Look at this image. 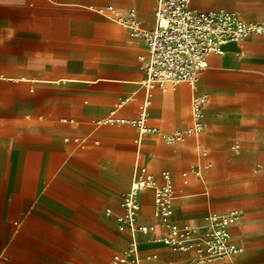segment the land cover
<instances>
[{
  "label": "crops",
  "instance_id": "crops-1",
  "mask_svg": "<svg viewBox=\"0 0 264 264\" xmlns=\"http://www.w3.org/2000/svg\"><path fill=\"white\" fill-rule=\"evenodd\" d=\"M195 12L264 23V0H189ZM156 0H0V264H193L202 242L167 243L153 189L139 193L133 236L124 194L136 178L174 189L172 220L199 226L239 210L243 251L208 264H264V31L210 54L194 84L147 91L146 44L118 22L134 8L154 26ZM204 96L201 130L191 102ZM180 132L178 138H170Z\"/></svg>",
  "mask_w": 264,
  "mask_h": 264
},
{
  "label": "built area",
  "instance_id": "built-area-1",
  "mask_svg": "<svg viewBox=\"0 0 264 264\" xmlns=\"http://www.w3.org/2000/svg\"><path fill=\"white\" fill-rule=\"evenodd\" d=\"M116 18L131 36L142 37L146 44V54L141 56L144 62L145 77L142 81L147 91L140 106L138 116L133 119H120L135 126L140 133L150 130L147 126V108L150 105V90L167 87L180 82L194 84L199 73L206 66L210 54H220L228 42H240L251 33L264 31V23L244 21L236 12H195L189 6V0H156L154 26L144 28L137 18L134 8L116 11ZM205 102L204 96L192 99L191 109L194 123L185 133L199 132V116ZM180 132L170 138H178ZM148 188L153 189V215L162 226L163 239L170 245L184 251L190 250L195 242H202L197 249L193 264H208L222 258L239 254L243 248L231 239L230 225L240 218L239 210L228 213L208 214L199 226L180 225L172 220V201L174 189L167 173L162 174V182L157 183L145 174L132 181L124 194L125 215L123 223L135 236L137 233L148 234L156 231V224H139L137 222L140 203L139 193ZM128 264H148L132 259Z\"/></svg>",
  "mask_w": 264,
  "mask_h": 264
}]
</instances>
